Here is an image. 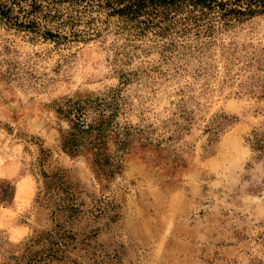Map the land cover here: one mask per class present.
Wrapping results in <instances>:
<instances>
[{"label":"rangeland","instance_id":"374dc122","mask_svg":"<svg viewBox=\"0 0 264 264\" xmlns=\"http://www.w3.org/2000/svg\"><path fill=\"white\" fill-rule=\"evenodd\" d=\"M31 37L0 20V264H264V14L200 75L122 79L112 35ZM113 89L141 133L98 176L58 107Z\"/></svg>","mask_w":264,"mask_h":264},{"label":"trees","instance_id":"16d2710c","mask_svg":"<svg viewBox=\"0 0 264 264\" xmlns=\"http://www.w3.org/2000/svg\"><path fill=\"white\" fill-rule=\"evenodd\" d=\"M263 14L264 0H0V20L31 38L56 44L103 35L122 40L115 58L122 79L203 74L216 67L212 49L221 36ZM153 52L156 57L146 59ZM118 100L119 90L113 89L65 99L58 107L69 122L61 146L72 155H89L98 176L111 173L118 155L113 151H127L141 133L115 121Z\"/></svg>","mask_w":264,"mask_h":264}]
</instances>
